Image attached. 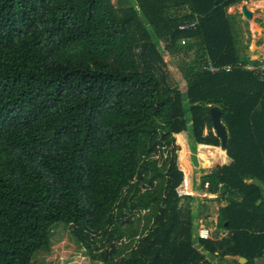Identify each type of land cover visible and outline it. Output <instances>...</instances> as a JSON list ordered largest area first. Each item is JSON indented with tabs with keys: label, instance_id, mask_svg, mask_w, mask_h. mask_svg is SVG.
Segmentation results:
<instances>
[{
	"label": "trees",
	"instance_id": "1",
	"mask_svg": "<svg viewBox=\"0 0 264 264\" xmlns=\"http://www.w3.org/2000/svg\"><path fill=\"white\" fill-rule=\"evenodd\" d=\"M250 1L0 0V264H33L60 223L96 264L264 260V64L229 13ZM214 107L230 163L202 201L180 193L177 137L221 149Z\"/></svg>",
	"mask_w": 264,
	"mask_h": 264
},
{
	"label": "rangeland",
	"instance_id": "2",
	"mask_svg": "<svg viewBox=\"0 0 264 264\" xmlns=\"http://www.w3.org/2000/svg\"><path fill=\"white\" fill-rule=\"evenodd\" d=\"M116 2V0H114ZM241 3L233 6L229 10L236 21V28L240 41V49L242 54H248L253 60L262 61L264 63V2L256 4ZM244 7L251 13V17L244 15ZM165 61L168 63V71L170 81L186 90V81L179 72L177 62L172 60L170 56L165 54ZM179 147V164L186 174L184 186L180 189L183 195H194L205 201V197H209L201 190L199 193L191 192V190L199 189L201 178L207 177L210 172L217 166L221 165V160L211 158L209 154L215 150H208L203 147L194 148L191 140V133H184L177 137ZM221 152L223 153L224 151ZM211 156V157H210ZM228 159V158H227ZM223 165V164H222ZM188 179V180H187ZM207 184H205V189ZM218 204H211V209L206 219H203V225L212 232L215 231ZM33 264H96L91 262L87 251L81 247L71 232L68 224L60 223L53 227L50 234V248L43 249L33 260Z\"/></svg>",
	"mask_w": 264,
	"mask_h": 264
},
{
	"label": "water",
	"instance_id": "3",
	"mask_svg": "<svg viewBox=\"0 0 264 264\" xmlns=\"http://www.w3.org/2000/svg\"><path fill=\"white\" fill-rule=\"evenodd\" d=\"M244 15H246V17H251L252 13L246 9V7H244ZM211 116H212V121H213V125H214V132L216 137L220 138L222 141V151H225L227 148V142H228V134L226 132V129L224 128V125L222 123V113L221 111L214 107L211 109ZM246 261L244 259H240L239 260V264H245ZM255 264H264V261H257Z\"/></svg>",
	"mask_w": 264,
	"mask_h": 264
},
{
	"label": "crops",
	"instance_id": "4",
	"mask_svg": "<svg viewBox=\"0 0 264 264\" xmlns=\"http://www.w3.org/2000/svg\"><path fill=\"white\" fill-rule=\"evenodd\" d=\"M259 2H264V1H250V2H242V3H245L246 5L247 4H256V3H259ZM238 5V4H237ZM237 5H233V6H237ZM245 5V6H246ZM233 6H231V7H233ZM231 7H230V9H231ZM229 9V10H230ZM262 62V61H261ZM264 64V63H263ZM205 149H208L209 151L210 150H215V151H213V152H211V153H209L211 156V158H216V156H217V159H219V160H221V165L223 164H229L230 163V160L229 159H227V155H226V153L225 152H221V149H215V148H212V147H205ZM221 165H217V166H221ZM216 166V167H217ZM186 176V175H185ZM186 178V177H185ZM191 192H197V193H199L200 192V190L199 189H195V190H191ZM208 198H213V196H209ZM216 203V202H215ZM215 203H212V204H215ZM217 204V203H216ZM219 209V208H218ZM207 213H209V211L207 212ZM199 222L197 223L198 224V226H197V230L199 231V229H201V228H204L205 226L203 225V219H201V220H198ZM205 228H207V227H205ZM216 229V228H215ZM211 230V229H210ZM213 233V232H212ZM221 235H223L224 234V232H221L220 233ZM235 260H237V259H235ZM240 259H238V261H239ZM261 261V260H260ZM264 261V260H263Z\"/></svg>",
	"mask_w": 264,
	"mask_h": 264
},
{
	"label": "built area",
	"instance_id": "5",
	"mask_svg": "<svg viewBox=\"0 0 264 264\" xmlns=\"http://www.w3.org/2000/svg\"><path fill=\"white\" fill-rule=\"evenodd\" d=\"M196 23H187V24H184L180 27V30L181 31H188V30H192L194 28H196ZM184 44H186V41L183 42ZM249 69L251 70H255V67H248ZM209 70L212 72V73H216V72H219L220 69H216V68H213V67H210ZM225 71L226 72H230L231 71V67H227L225 68ZM206 187H208V184L206 185ZM198 237L201 239V240H208V239H211L212 237V231L209 229V228H201L199 229L198 231Z\"/></svg>",
	"mask_w": 264,
	"mask_h": 264
}]
</instances>
